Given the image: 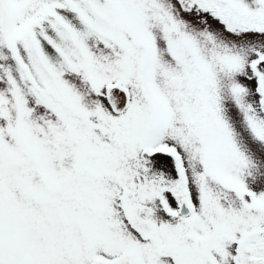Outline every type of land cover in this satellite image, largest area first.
Returning a JSON list of instances; mask_svg holds the SVG:
<instances>
[{
	"label": "snow or ice",
	"instance_id": "snow-or-ice-1",
	"mask_svg": "<svg viewBox=\"0 0 264 264\" xmlns=\"http://www.w3.org/2000/svg\"><path fill=\"white\" fill-rule=\"evenodd\" d=\"M0 264H264V0H0Z\"/></svg>",
	"mask_w": 264,
	"mask_h": 264
}]
</instances>
